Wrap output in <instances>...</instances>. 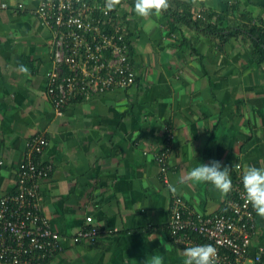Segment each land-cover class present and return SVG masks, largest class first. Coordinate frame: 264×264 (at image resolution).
<instances>
[{
    "label": "crops",
    "instance_id": "crops-1",
    "mask_svg": "<svg viewBox=\"0 0 264 264\" xmlns=\"http://www.w3.org/2000/svg\"><path fill=\"white\" fill-rule=\"evenodd\" d=\"M121 2L129 11L135 84L55 111L46 94L52 35L36 14L38 0H0V199L18 193V165L35 153L29 143L44 140L41 158L51 171L39 181L40 213L64 245L48 264H145L155 253L163 264H183L185 247L166 227L169 184L194 211L213 215L231 191L178 178L212 160L232 168V183L247 167H264V57L257 40L240 32L222 41L164 12L140 17L135 0ZM169 3L173 12L206 15L205 25L218 16L221 27L246 19L264 35V0ZM161 152L165 175L155 159ZM87 216L98 229L94 241L73 243L89 227ZM250 250L263 257L264 217L257 214Z\"/></svg>",
    "mask_w": 264,
    "mask_h": 264
},
{
    "label": "built area",
    "instance_id": "built-area-1",
    "mask_svg": "<svg viewBox=\"0 0 264 264\" xmlns=\"http://www.w3.org/2000/svg\"><path fill=\"white\" fill-rule=\"evenodd\" d=\"M106 2L38 0L36 14L52 35L53 67L46 73V94L55 111H61L79 91L87 97L113 85L127 87L134 80L125 63L126 24L115 16L119 12L106 8ZM44 143L40 138L32 141L29 152L40 151ZM155 159L165 175L167 156L161 152ZM26 164L19 165L18 193L0 199V264H45L64 248L63 237L40 213L39 181L51 167L35 170L31 160ZM236 169L240 172V164ZM242 176L243 172L233 181L224 210L213 215L194 211L181 195L171 193L166 227L172 242L184 247L211 244L217 248V264H264L261 253L250 250L256 213L245 199ZM85 221L89 227L79 229L70 239L73 243L94 241L98 229L90 226L91 216Z\"/></svg>",
    "mask_w": 264,
    "mask_h": 264
},
{
    "label": "clouds",
    "instance_id": "clouds-1",
    "mask_svg": "<svg viewBox=\"0 0 264 264\" xmlns=\"http://www.w3.org/2000/svg\"><path fill=\"white\" fill-rule=\"evenodd\" d=\"M121 0H107L106 8L113 10ZM170 7L169 0H135L134 10L140 17H149L153 12L159 14ZM19 71L29 74V69L21 65ZM235 167V165H234ZM232 168L222 165L220 161L199 163L198 166L186 171L178 178L179 184L210 183L222 194L231 191ZM242 184L246 201L251 204L255 213L264 217V167L249 166L242 176ZM169 189L176 191L175 185L169 184ZM183 264H217V248L211 244L187 246L182 250ZM145 264H163V257L158 253L152 254Z\"/></svg>",
    "mask_w": 264,
    "mask_h": 264
},
{
    "label": "trees",
    "instance_id": "trees-1",
    "mask_svg": "<svg viewBox=\"0 0 264 264\" xmlns=\"http://www.w3.org/2000/svg\"><path fill=\"white\" fill-rule=\"evenodd\" d=\"M123 4L122 2H120V4H118L114 10H116L118 13L117 15L115 14V16L117 18H122L124 20V22L126 23V29H125V33H124V37L126 38L127 41L128 40V35L130 34L129 33V30H127V23H129V21L127 20V14L129 13V11H126L123 7ZM235 8L236 5H235ZM127 12V13H126ZM165 14H169L171 18H174V20H183L185 21L187 24H189V26H191L192 28H195L196 30L204 33V34H209V35H212L214 37H218L220 40L224 41L226 40L227 38H230L231 36H235L237 34H239L240 32H245V33H249L254 39L257 40V45H258V49L260 50L261 52V55L262 57H264V35L262 37L260 31H257V28L255 25L253 24H248L246 22V19H244V21H242V25H232V26H224V27H221V23L222 20L220 18V16H218L215 20V23L214 24H209V25H205V20L207 18L206 15H202V18L201 17V14L200 16L198 17L197 15L196 16H192L187 10L186 11H181V12H173L171 8H168L166 11H163ZM200 18V19H198ZM126 19V20H125ZM248 21V20H247ZM259 30H262V27H258ZM263 40V41H262ZM132 53H133V50L132 51H129V54H128V57H127V60H126V65L129 66V71L132 73L133 75V82L132 84L128 85L127 87H122V88H129L130 86L134 85L135 82H136V71L134 69V66H133V63H132ZM66 69V67H64V71ZM120 87L119 85H113L111 86L110 88L104 90L102 93H97L96 95H100V94H103L105 91H109V90H112V89H115V88H118ZM91 95V94H90ZM89 95V96H90ZM95 95V94H93ZM92 95V96H93ZM84 97V94L81 93L80 91L75 95V97H70L71 99L68 101V103L72 100V99H81ZM67 105V104H66ZM65 105V106H66ZM46 145L47 143H44L43 145H40V146H45L46 148ZM45 148L41 149V153L40 152H37V151H34L35 153L30 156L29 159L25 158L24 161H23V168H24V165L25 166H29L28 164H26L29 160H31L33 163H34V166H35V170H38L40 168H43V166H48L49 164L46 163V162H43L42 161V153L45 151ZM51 167V166H50ZM51 171V169L49 170ZM49 171H47V175L49 174ZM263 261H264V253H263V257H262ZM51 260H46L45 261V264H48Z\"/></svg>",
    "mask_w": 264,
    "mask_h": 264
},
{
    "label": "rangeland",
    "instance_id": "rangeland-1",
    "mask_svg": "<svg viewBox=\"0 0 264 264\" xmlns=\"http://www.w3.org/2000/svg\"><path fill=\"white\" fill-rule=\"evenodd\" d=\"M18 168H19V165H18Z\"/></svg>",
    "mask_w": 264,
    "mask_h": 264
}]
</instances>
